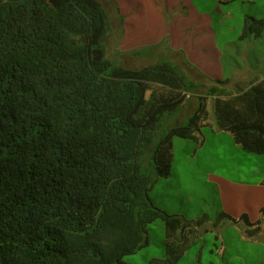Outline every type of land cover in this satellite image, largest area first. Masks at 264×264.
Returning <instances> with one entry per match:
<instances>
[{
	"label": "trees",
	"instance_id": "1",
	"mask_svg": "<svg viewBox=\"0 0 264 264\" xmlns=\"http://www.w3.org/2000/svg\"><path fill=\"white\" fill-rule=\"evenodd\" d=\"M111 31L100 0H0V264H128L158 221L167 255L150 264H177L206 219L164 212L150 191L171 174L173 137L203 142L208 98L218 127L264 154V78L208 87L182 124L205 86L169 61L111 59ZM263 33L264 20H246V36ZM262 216L242 217L250 238Z\"/></svg>",
	"mask_w": 264,
	"mask_h": 264
},
{
	"label": "rangeland",
	"instance_id": "2",
	"mask_svg": "<svg viewBox=\"0 0 264 264\" xmlns=\"http://www.w3.org/2000/svg\"><path fill=\"white\" fill-rule=\"evenodd\" d=\"M223 7L225 10L227 5ZM262 11L260 15L264 17V9ZM233 21H229L225 27L220 28L217 25V18H214L216 37L212 31L209 34H202L200 30L191 37V51L196 52V58L191 59V66L195 67L197 76L202 75V77L191 76L190 79L202 83L205 87L198 89L196 95L187 97L185 108L179 115L182 124L196 112L198 96H206L208 87L218 86L228 90L229 93L231 91L235 93L239 88L236 87L238 84L251 79L250 74L253 73L251 65L255 58L251 51L256 45L247 40L237 44L239 30L228 29L230 25L232 27L235 25ZM142 38L145 36L134 38L137 41L130 45L143 40ZM207 40L213 41L212 46L209 47ZM224 40L235 41L225 50ZM186 41L185 38L180 40L175 37L174 49L180 46L186 47ZM243 46L247 47V51L245 54H239L237 49H242ZM156 52L159 55L162 53L159 50ZM231 53L238 55L233 58ZM108 56L114 55L108 51ZM114 59L132 69L146 66V62L140 61L139 58H128L116 54ZM174 63L177 65L176 62ZM179 69L187 75L184 69L181 67ZM208 103L212 126L202 128L200 140L203 142L201 144L190 139L173 137L172 181L180 184L182 195L191 196L189 205L181 207L186 213V217L183 218L191 221L206 219L199 229V240L197 243H192L193 241L190 243L177 264H264V232L255 238L256 240L248 239L245 233L248 226L241 219H235V216H240L242 213H247L252 223L260 217V209L264 207V187H259L263 186L261 182L264 179V154L250 153L235 143L230 133L227 132L229 135L219 133L220 128L215 118L212 98H208ZM253 183H259V186H254ZM219 186L221 194L218 192ZM165 190L166 195L172 192L169 188ZM223 208L235 221L228 218L221 219ZM148 234L150 245L136 254L125 256L123 262L150 264L153 259L166 257L164 223L158 221L149 225ZM222 245L224 248L221 252Z\"/></svg>",
	"mask_w": 264,
	"mask_h": 264
},
{
	"label": "crops",
	"instance_id": "3",
	"mask_svg": "<svg viewBox=\"0 0 264 264\" xmlns=\"http://www.w3.org/2000/svg\"><path fill=\"white\" fill-rule=\"evenodd\" d=\"M100 1H102L107 8L111 20L112 31L109 34L110 37L107 38L106 44L107 53L109 51L114 55L111 59H114L116 54H120L121 56L123 55L128 58H139L140 61L146 62V66H148L149 63L155 64L162 61L176 62L179 67L186 71L189 78H191V76L196 77L198 73L195 71V67L191 66V59L196 58V52L191 51V37L195 36V32L198 30H200L202 34H209L210 31H212L216 37L214 18H217V25L220 28L225 27L229 21H233L236 18L235 21H233L235 22V25L233 27L230 25L228 29L234 28L235 31L239 30V36L236 39L237 44L247 40L251 41L256 47L251 51L252 55L255 56L251 65L253 71V73L250 74L251 79L238 84L236 87L239 88L236 89L235 92L246 88L251 82L260 81L264 78V33L259 38L246 36L244 34V28L248 18L264 20V17L260 15L263 13L264 0H253L251 2L243 0H234L230 2H220L218 0ZM225 5H227V7L224 10L223 6ZM142 36H145V38H142L143 40L138 41L134 45H130L137 41L134 38H140ZM175 37L180 40L185 38L187 40L186 47L180 46L177 49H174ZM207 41L209 47L212 46L213 41ZM220 41L221 39L219 40V44ZM234 41L224 40L223 45L226 46L225 50H227V46ZM163 42H165L166 45ZM108 44L110 45L108 46ZM122 44L128 46H123ZM245 46H247V44ZM156 50L161 51V55H159ZM237 51L239 54H245L247 47L243 46L242 49L238 48ZM231 55L235 58L238 54L234 55V53H231ZM197 77H202V75ZM219 133L229 135L227 132L220 129ZM171 174L168 178L160 179L156 183L150 191V198L157 208L171 215H177L183 218L186 217V213L181 207L189 205L191 202V196L186 197L185 195H182L180 184L173 183ZM258 184L259 183H253V185L257 187L259 186ZM173 185L175 189L173 188ZM261 185L263 186L259 187H264V179L261 182ZM159 187L162 189H159ZM164 188H169L172 192H169L168 195H166L167 191ZM217 188L219 194H221L220 186ZM262 210H264V207H261L260 217L255 222L262 220ZM222 212L231 217L224 208L222 209ZM243 216H247L249 221L251 220L247 213L235 216V219L242 220ZM148 238L149 246V234ZM247 238L256 240L255 238H250L248 235ZM223 248L224 245H222L221 252L223 251Z\"/></svg>",
	"mask_w": 264,
	"mask_h": 264
},
{
	"label": "built area",
	"instance_id": "4",
	"mask_svg": "<svg viewBox=\"0 0 264 264\" xmlns=\"http://www.w3.org/2000/svg\"><path fill=\"white\" fill-rule=\"evenodd\" d=\"M220 2H230V1H234V0H218ZM244 1H247V2H251L253 0H244Z\"/></svg>",
	"mask_w": 264,
	"mask_h": 264
}]
</instances>
